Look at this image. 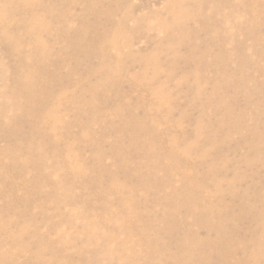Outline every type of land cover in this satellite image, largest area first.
I'll return each instance as SVG.
<instances>
[{"label":"rangeland","instance_id":"rangeland-1","mask_svg":"<svg viewBox=\"0 0 264 264\" xmlns=\"http://www.w3.org/2000/svg\"><path fill=\"white\" fill-rule=\"evenodd\" d=\"M32 1L0 0V264H264V0Z\"/></svg>","mask_w":264,"mask_h":264},{"label":"bare ground","instance_id":"bare-ground-1","mask_svg":"<svg viewBox=\"0 0 264 264\" xmlns=\"http://www.w3.org/2000/svg\"><path fill=\"white\" fill-rule=\"evenodd\" d=\"M35 1L37 2V0H34V1H32V3H34ZM24 80H25V79H24ZM28 81H29V82H30V81L33 82V80H28ZM32 82H31V83H32ZM22 83H23V82H22ZM22 87H23V89H26L25 86H24V84H22ZM9 108H10V107H9ZM0 112H1V111H0ZM45 112H46V111H45ZM41 116H43V117H42L43 120H44V119H48L49 117H51V118H55V115L53 114L52 111H49V112H47V113H45L44 115H41ZM45 121H46V120H45ZM203 219H205V218H203ZM206 220H207V221H206ZM204 221H205V224H206V225L209 224V220H208V219H205ZM210 223H211V222H210ZM209 225H210V224H209ZM212 228H213V227H212ZM212 228H211V229H212ZM214 228L219 230V229H220V225H219V224H218L217 226L215 225ZM209 229H210V228H209ZM221 237H222V236H220L219 239H222ZM221 242H222V241H220V243H221ZM222 244H223V243H222ZM208 245H209V244H208ZM218 247H219V246H218ZM219 250H220V249H219ZM223 250H224V249H223ZM228 250H229V249H228ZM225 251H226V250H225ZM228 253H229V252H228ZM224 254H225V252H224ZM218 255H220V254H218ZM222 255H223V254H222ZM222 255H221V259H222ZM257 255H258V256H262V257H264L263 254H261V255L257 254ZM225 256H226V254H225ZM227 260H228V259H227Z\"/></svg>","mask_w":264,"mask_h":264}]
</instances>
